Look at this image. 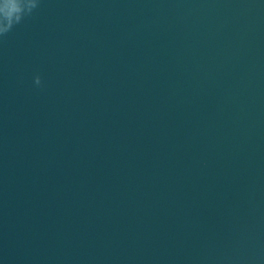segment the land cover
<instances>
[{"label": "water", "instance_id": "water-1", "mask_svg": "<svg viewBox=\"0 0 264 264\" xmlns=\"http://www.w3.org/2000/svg\"><path fill=\"white\" fill-rule=\"evenodd\" d=\"M0 264H264V0H40L0 38Z\"/></svg>", "mask_w": 264, "mask_h": 264}, {"label": "clouds", "instance_id": "clouds-1", "mask_svg": "<svg viewBox=\"0 0 264 264\" xmlns=\"http://www.w3.org/2000/svg\"><path fill=\"white\" fill-rule=\"evenodd\" d=\"M40 0H0V38L7 36L17 25L30 17L39 7ZM36 85L40 76L34 77Z\"/></svg>", "mask_w": 264, "mask_h": 264}]
</instances>
